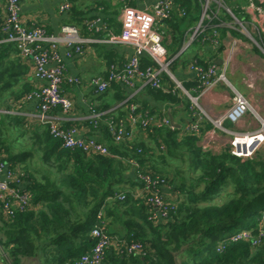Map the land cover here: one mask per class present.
Listing matches in <instances>:
<instances>
[{
  "label": "trees",
  "instance_id": "trees-1",
  "mask_svg": "<svg viewBox=\"0 0 264 264\" xmlns=\"http://www.w3.org/2000/svg\"><path fill=\"white\" fill-rule=\"evenodd\" d=\"M200 9L199 0H175L174 11L165 21L171 55L183 47L187 28L199 19ZM182 10L186 11L184 15ZM84 12L73 6V23L69 24L89 30ZM5 17L0 19V39L6 36L2 29ZM212 32L213 28L207 29L198 42L208 44L210 40L205 38ZM262 40L264 44V37ZM223 48L218 47L220 51ZM196 60L205 69L216 64L213 59ZM177 63L178 59L171 62L174 74ZM114 64L122 68L126 62L110 61L104 79H110L109 68ZM149 66L157 67L149 56H143L141 67ZM110 83L97 98L101 103L92 109L100 117L88 122L91 133H97V139L109 147L108 155L65 148L39 119L0 112V162L9 165L31 194L25 208L13 215L4 212L0 201V249L5 264H21L23 258H35L36 264H75L92 249L96 226H103L114 241L107 249L104 264H264V235L255 245L251 240L230 239L245 229L252 236L261 233L264 160H243L227 149L220 153L204 150L198 144L203 128L197 133L171 125L140 130L149 134L164 162L167 156L188 159L195 176L185 181L179 168L168 169L156 162V150L150 143L135 137L115 142L109 122L127 118L132 104L138 105L135 112L148 111L160 119L168 115L154 102L173 110L184 105L191 112L190 100L166 72L160 75V86L145 84L146 98L130 97L129 86L115 80ZM182 84L193 95L200 90L198 78ZM31 91L28 88L15 94L16 98L26 97ZM3 104L0 100V108ZM171 113L176 116L175 111ZM7 124L14 125L17 133ZM15 142L20 143L17 150ZM35 156L47 166L45 171L32 167ZM133 160L140 167L135 168ZM137 170L152 181L163 178L167 183L171 194L160 186L154 187L166 202L165 216H158L148 201L153 190L146 188ZM224 193L229 197L214 203L215 197ZM100 211L104 213L102 221L97 218ZM138 241L143 245L141 253H129L126 245Z\"/></svg>",
  "mask_w": 264,
  "mask_h": 264
},
{
  "label": "built area",
  "instance_id": "built-area-1",
  "mask_svg": "<svg viewBox=\"0 0 264 264\" xmlns=\"http://www.w3.org/2000/svg\"><path fill=\"white\" fill-rule=\"evenodd\" d=\"M5 3L6 14L3 30L6 41L14 42L22 57L29 59L33 65V73L35 78L41 81V85L28 93L26 98L36 102V112L31 114V118H37L48 125L50 133L62 142L65 148L82 149L87 153H99L108 155L109 147L96 137L86 135L75 125L66 126L70 112L73 108V101L69 95L63 92V83L65 80L66 66L63 59L59 55L60 46H64L67 55L82 54L84 45L91 39L81 34L79 28L74 24H65L61 26L56 34H50L43 26L28 27L23 23L21 17V1L22 0H2ZM123 1V0H122ZM125 1V0H124ZM228 2V3H227ZM201 17L198 23L191 29L188 34V40L181 48L184 51L191 43L198 40L209 28H213L210 42L219 47L220 27H228V23L222 21L218 17L217 9L223 10L234 17L238 21V14L234 11L238 10L242 23H249L257 30L259 39H255L251 34L249 38L253 45L264 52V0H204L202 2ZM72 8L70 0H61V9L69 11ZM175 8V0H156V2L146 8L134 7L126 5L122 10V29L119 33L109 34L103 41L109 45H128L134 48V55L124 64L122 68L117 65H111L109 68L110 79L103 77H95L92 80L95 90L98 93L104 92L111 84V80L121 82L129 87L135 86L137 82L144 84L151 83L154 86H160V75L162 72L175 77L173 72L169 70L172 59H169L167 49L164 45V31L162 29L163 22L171 17ZM186 13L182 10V14ZM216 18L217 24L203 25L207 19ZM91 29L100 30L104 26L100 19L88 21ZM246 31V28L243 27ZM236 50V45L228 49V54L232 56ZM149 56L155 67H141V58ZM191 70L195 72L196 78L199 80V91L197 95H193L178 81V87L191 99L194 107H196V117L192 120L185 130L194 133L199 132L202 123L208 120L213 129H220L227 136V144L225 148L233 155L245 160L254 158L258 152L264 147V118L259 116L253 104L232 85L233 97L232 105L221 115L213 117L208 114L200 105V96L209 88L219 82H229L226 78L227 65L221 67L212 64L208 68L201 67L197 60L192 62ZM230 84V83H229ZM137 104L131 105V112L128 117L115 123L109 122L110 131L115 142H124L131 140L135 136V128L140 127L143 130L149 129L151 126L161 127L163 125L173 126L169 116L157 118L154 115L140 114L135 112ZM90 120L100 117L99 113L92 111ZM251 115L258 121L256 128L247 130H235L223 126L224 120L238 122ZM65 121V122H64ZM135 168L140 165L133 160ZM12 170L9 169L7 163L0 162V201L3 203V210L7 215H13L17 210L25 208L31 200L30 191L26 190V185L20 181ZM137 175L146 181V188L151 191L148 201L156 208L158 216L166 215L164 212L166 202L164 197L156 190L155 186H160L164 190L167 184L163 178L152 181L149 176L144 175L137 170ZM124 198V195H121ZM99 221L104 220V213L100 211L97 216ZM261 233L252 236L248 230H241L230 236L233 241L251 240L252 244H258L264 235V215L262 216ZM94 237L92 249L81 255L75 264H104L107 249L114 243L111 236L103 228L96 226L93 229ZM129 253H141L143 245L141 242H131L126 245ZM0 264H5L0 249Z\"/></svg>",
  "mask_w": 264,
  "mask_h": 264
},
{
  "label": "crops",
  "instance_id": "crops-1",
  "mask_svg": "<svg viewBox=\"0 0 264 264\" xmlns=\"http://www.w3.org/2000/svg\"><path fill=\"white\" fill-rule=\"evenodd\" d=\"M72 7L77 6L83 9L85 14L83 15L88 21L100 19L104 26L100 30H83L81 25V33L91 39L90 42L85 43L84 52L82 54L67 55V50L64 46H60L59 55L63 59L66 66L65 80L63 83V92L70 96L73 101V108L69 115L68 122L64 124L75 125L86 135H92L98 138L97 133H91V129L88 127V122L92 117L93 107L99 105L97 99L101 93H98L92 80L95 77H102L107 72L109 62L127 63L134 55V48L128 45H109L103 40L111 33H119L122 29V10L126 5H131L139 8H146L152 6L156 0H70ZM21 17L23 23L28 27L43 26L50 34H56L60 30L61 26L69 23H73L71 19L70 10L63 11L61 9V0H22L21 1ZM238 12V11H237ZM6 7L5 3L0 0V19L5 16ZM201 13V9H200ZM199 13V14H200ZM238 14H240L238 12ZM241 16V15H239ZM199 20V19H198ZM198 20L194 21L191 26H188V33L185 39L188 40V34L192 28L198 23ZM188 23V22H187ZM186 23V24H187ZM164 33V45L167 49L169 57L173 60L178 59V63L174 67L176 78L182 82L188 79L196 78L195 72L191 70V64L196 58L205 60H214L218 66L227 65V71L231 69L230 73L236 71V68H240L245 74L248 72H255L254 83L259 80L258 85L248 84L252 87V92L249 94L248 99L255 107L259 116L264 118V52L248 42L250 40H244L239 35H234L229 29L233 27H222L219 30V42L220 46L224 48L220 51L218 47L213 45L210 41L208 44L191 43L184 51L171 55L170 43L167 40L169 33L167 32V25L163 22L162 26ZM222 29V30H221ZM186 41H184L183 46ZM236 45V50L232 56L228 54V49ZM255 46V47H253ZM238 54L234 58L235 54ZM249 76V75H248ZM41 85V81L35 78L33 73V65L29 59L22 57L14 44L0 39V93L3 95L2 99L4 104L0 108V112H6L13 115H19L30 119V115L36 112V102L29 100L26 97L20 99L16 98L15 94H19L28 88L32 90L37 89ZM145 84L143 82H137L135 86L129 87L131 93L129 96H138L139 98H146ZM234 87V86H233ZM235 88V87H234ZM250 89V88H249ZM233 89L229 82H219L202 93L200 96V105L202 108L213 117L221 115L232 105ZM1 96V95H0ZM1 98V97H0ZM159 108L162 113H167L173 117V120L180 127H187V125L195 119L196 109H193L191 104V112L184 108V105H180L177 110H173L171 107L164 103H153ZM5 105L11 106L10 109H5ZM175 111L176 116L171 113ZM43 123V122H42ZM225 126L235 130H247L258 127L259 123L253 116L247 115L245 118L238 122H231L230 120H224ZM9 128L17 133L14 125ZM69 125V126H70ZM252 127H249L251 126ZM201 128L203 132L200 135L198 144L206 151H215L218 146L223 151L227 144V136H222L220 132H216L217 129H213L212 124L205 120ZM142 130L140 127L135 128V139L140 141L152 142L149 134ZM16 150L20 143H14ZM216 146V147H215ZM260 152V151H259ZM166 192L167 188L165 189ZM171 194L172 192L169 191ZM168 193V194H169ZM35 258H23L21 264H36Z\"/></svg>",
  "mask_w": 264,
  "mask_h": 264
},
{
  "label": "rangeland",
  "instance_id": "rangeland-1",
  "mask_svg": "<svg viewBox=\"0 0 264 264\" xmlns=\"http://www.w3.org/2000/svg\"><path fill=\"white\" fill-rule=\"evenodd\" d=\"M200 2H201V5H202V2L204 1V0H199ZM228 3V2H227ZM201 10H202V7H201ZM217 10H219L218 11V17L222 20V21H224V22H226V23H228V25L230 26V27H233V28H236V30H234V29H229L230 31L231 30H234V31H236L237 32V34L239 35V37L240 38H242V39H244V40H250V38H249V35L251 34L255 39H259V37H258V33H257V30L255 29V28H253L252 27V25L251 24H249V23H246V24H243L242 23V18L239 16L240 14H238V12H237V16L239 17L238 18V21L234 18V17H232L231 15H229V14H227L224 10H223V8H219V9H217ZM200 17H201V13L199 14V20H200ZM214 20L216 21L217 19L216 18H211V19H207V20H205L204 21V23H203V25H214V24H217L218 23V20H217V22H214ZM243 27H245L246 28V31L244 30V28ZM220 28H222V27H220ZM219 28V29H220ZM187 39V38H186ZM186 41V40H185ZM248 42H250V43H252L251 42V40L250 41H248ZM253 44V43H252ZM253 47H255V46H253ZM168 55H170V54H168ZM237 53L235 54V56H234V58L235 57H237ZM169 57V56H168ZM169 59H172L171 57H169ZM169 70L172 72V70H171V65L169 66ZM230 71H231V69H229V71H227V73H226V78H227V80L229 81V83H231V85L232 86H234L235 87V89L236 90H238V91H240L247 99H248V96H249V94L252 92V87H249L248 86V84H251V85H258L259 83H260V81L259 80H257L255 83L253 82L254 81V76H255V74H257V73H255V72H248L249 74V76L247 75V74H245L244 72H242L241 70H240V68H236V71H234L233 73H230ZM164 72H166V71H164ZM174 74V73H173ZM168 75H169V73H168ZM175 75V74H174ZM170 76V75H169ZM170 78L177 84V86H178V79L176 78V75H175V77H171L170 76ZM180 88V87H179ZM250 88V89H249ZM183 94H184V97L186 98H188L189 100H190V102H191V104H192V106H193V108H196V107H194L195 105H193V102L191 101V99L188 97V95H186L184 92H183ZM249 100V99H248ZM257 112V111H256ZM223 126L224 127H226V128H228L227 126H225V124H223ZM249 127H252V125L251 126H249ZM216 132H220L219 134H222V136H225V133L224 132H222L220 129H217V131ZM226 137V136H225ZM150 143V145H152V147L156 150V154L154 155V158H155V160H156V162L157 163H159V165H162V166H165L166 168H168V169H174V168H179L180 169V175H181V177L183 178L184 177V180L185 181H189L188 180V178H192V177H194L195 176V174L194 173H192L191 172V169H190V167H189V161H188V159L187 158H183L182 160H180V159H178V158H176V159H173V158H171V157H169V156H167L166 157V159H167V162H164V160H162L158 155H160V152L158 151V149H156L157 148V145L154 143V142H149ZM216 147V146H215ZM226 149V148H225ZM224 149V150H225ZM218 150V151H217ZM215 151H217V153H220V152H222V150H221V148L218 146V148L215 150ZM259 158V157H261L263 160H264V147L260 150V152H258V154L254 157V158ZM32 162H34V164H32V167H34V168H40L41 170H44L45 171V169H46V165H44L43 163H42V161L38 158V157H36L35 156V158L34 159H32ZM165 163V164H164ZM179 175V176H180ZM40 176V175H39ZM229 196H228V194H221V196H218V197H215V199H214V203H219V202H221V201H223V200H225V199H227Z\"/></svg>",
  "mask_w": 264,
  "mask_h": 264
},
{
  "label": "water",
  "instance_id": "water-1",
  "mask_svg": "<svg viewBox=\"0 0 264 264\" xmlns=\"http://www.w3.org/2000/svg\"><path fill=\"white\" fill-rule=\"evenodd\" d=\"M170 119H171V122L173 124L174 127H177V128H180V125L176 124L173 120V117L170 115Z\"/></svg>",
  "mask_w": 264,
  "mask_h": 264
}]
</instances>
